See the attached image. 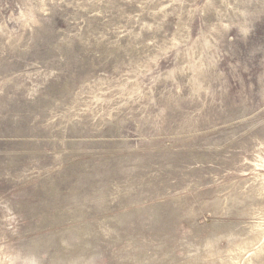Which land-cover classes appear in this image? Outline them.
Here are the masks:
<instances>
[{
  "label": "rangeland",
  "instance_id": "1",
  "mask_svg": "<svg viewBox=\"0 0 264 264\" xmlns=\"http://www.w3.org/2000/svg\"><path fill=\"white\" fill-rule=\"evenodd\" d=\"M0 264H264V0H0Z\"/></svg>",
  "mask_w": 264,
  "mask_h": 264
},
{
  "label": "clouds",
  "instance_id": "2",
  "mask_svg": "<svg viewBox=\"0 0 264 264\" xmlns=\"http://www.w3.org/2000/svg\"><path fill=\"white\" fill-rule=\"evenodd\" d=\"M229 7H231V5H229Z\"/></svg>",
  "mask_w": 264,
  "mask_h": 264
}]
</instances>
